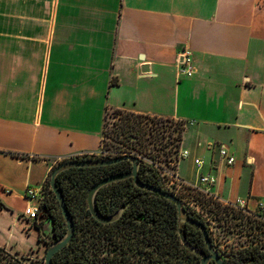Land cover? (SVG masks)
I'll return each instance as SVG.
<instances>
[{"label": "crops", "instance_id": "0c3cea01", "mask_svg": "<svg viewBox=\"0 0 264 264\" xmlns=\"http://www.w3.org/2000/svg\"><path fill=\"white\" fill-rule=\"evenodd\" d=\"M183 50L190 77L177 76ZM110 110L180 123L188 156L179 178L255 212L264 201V0H0V248L8 255L23 251L17 242L31 245L26 234L45 252L37 223L23 216L26 190L44 185L58 163L96 154ZM201 175L215 182L199 184Z\"/></svg>", "mask_w": 264, "mask_h": 264}, {"label": "trees", "instance_id": "16d2710c", "mask_svg": "<svg viewBox=\"0 0 264 264\" xmlns=\"http://www.w3.org/2000/svg\"><path fill=\"white\" fill-rule=\"evenodd\" d=\"M113 112L120 116L122 122L120 131L116 132V140H118L119 136L124 137L127 141V138L134 137L132 135L134 128L139 126L143 120L146 122L148 120L150 122H153L154 119L157 120L158 123H161V126L165 127L164 131L166 133V128H170V126L167 124L164 125L163 123L170 122L172 124L174 122L168 119L125 113L120 110H113ZM182 130L181 124L174 122V136L171 135V132L168 135H162L160 138L157 135H153L151 131L147 134L151 137L149 142L151 143L153 140L154 142H158L160 147L157 150L163 151L165 157L170 160L172 153L174 154L179 148ZM105 134V130H103V135ZM125 144H129V142L123 143L124 146ZM168 145H170V149L167 150ZM124 146L122 149H117L116 152H127L128 145L127 147ZM132 146L133 144H131ZM93 157L94 155L89 157L82 156L76 159H97ZM118 157L122 156L116 155L113 158ZM153 164L141 162L138 170V179L144 184L162 189L159 171ZM130 170L131 164L128 161H122L100 167L69 168L56 176V187L61 193L66 208L73 220L74 232L70 243L53 255L52 264H96L99 254H103L98 252L100 245L105 246V248L108 247V250H110L116 234H144L147 232L156 236L164 234L167 264L175 262V255L180 251L181 264H198L197 254L189 251L180 244L177 232V210L175 205L157 194L137 188L134 186L131 178L118 180L105 185L99 189L95 197L97 212L104 218L114 215L120 207L126 208L117 221L101 224L91 217L86 203V197L90 187L102 178L127 173ZM49 183L50 174L47 176L43 185V199L40 203L38 217L35 222V224L37 223L36 226L38 229L44 223V220L49 222V226L52 228L50 237L47 235L44 238L40 234V241L45 246L61 238L65 233V221ZM187 213L190 218L203 224L201 218L194 211L188 210ZM180 233L184 240L198 250L200 254L207 252L198 229L188 224H181ZM158 241V237L153 240L155 243ZM109 252L103 254V261L107 262V264L111 262ZM0 256L10 258V255L1 248ZM14 260L15 264H21L17 259ZM223 263L264 264V246L259 247L256 245L243 249L238 253H233L232 255H224ZM211 264L215 263L211 262Z\"/></svg>", "mask_w": 264, "mask_h": 264}, {"label": "rangeland", "instance_id": "374dc122", "mask_svg": "<svg viewBox=\"0 0 264 264\" xmlns=\"http://www.w3.org/2000/svg\"><path fill=\"white\" fill-rule=\"evenodd\" d=\"M153 122L143 120V124L141 123L134 128L133 133L135 134L132 133L134 137L127 138V141L124 137L119 136L118 140H116V132L120 131L122 122L120 116L115 114L113 110L107 111L104 128L106 134L103 135L101 148L94 157L107 158V155H112L117 149H122L123 143L129 142L127 144L128 149L131 148L130 150L136 151L137 155H139L137 157L144 163H154V166L157 162L156 165H158L162 189L181 200L188 210L194 211L201 218L213 246L218 251L224 255H232L248 247L256 245L259 247L264 246V223L258 221L255 213L247 214L236 210L212 196L191 187L176 190L170 184V174L173 170H176L178 164L173 163V165L171 160L165 157L163 151L157 150L160 144L154 142V140L150 143L151 137L147 133L151 131L153 135H157L159 138L162 135H168L169 132L174 136V122L172 124L170 122L163 123L170 126V128H166L167 133L163 130L165 127L161 126V123H158L155 119ZM131 144H133L132 147ZM127 145L125 144L126 147ZM168 149H170V145L167 146ZM45 222L46 220H44ZM48 227V225L44 227L45 233H47ZM25 236L31 245L28 247L25 243L17 242L21 246H24L23 251L20 249L16 253V249L13 247L10 252V258L0 256V264H15L14 259H17L21 264H43L44 250L39 247L42 244L38 243L36 239L33 240L31 234H26ZM108 251L110 250L107 247L105 253L103 251L102 253L106 254ZM42 253L43 255L38 257ZM109 255H111V251Z\"/></svg>", "mask_w": 264, "mask_h": 264}, {"label": "water", "instance_id": "95a60500", "mask_svg": "<svg viewBox=\"0 0 264 264\" xmlns=\"http://www.w3.org/2000/svg\"><path fill=\"white\" fill-rule=\"evenodd\" d=\"M122 161H128L131 164V170L127 173L123 174H115V175H110L105 178L100 179L96 183H94L90 189L88 190L87 197H86V203H87V208L90 212L91 217H93L97 222L101 224H108L116 221L118 217L121 215V210H119L117 213L114 215L104 218L102 217L96 209L95 205V197L99 189L104 187L107 184H110L112 182L126 179V178H131L134 186H136L139 189L149 191L151 193L157 194L167 201L173 203L176 207L177 210V232L179 235V239L181 244L188 249L189 251L199 255L200 260L199 264H209L210 261L212 260L215 264H224L223 263V258L224 255L221 254L211 243L207 231L204 227V225L198 221L193 220L188 216V209L187 207L182 203L181 200L177 199L170 193L160 189V188H155L153 186H150L148 184L142 183L138 179V170L141 166V162L138 158L134 156H123V157H118V158H97V159H87V160H78V159H71V160H66L58 163L50 172V188L52 192L54 193L59 209L61 211L62 217L65 221V233L64 235L51 242L49 245L46 246L45 252H44V258H43V264H52V257L53 255L60 251L62 248H64L66 245L70 243V240L72 238L73 232H74V225H73V220L66 208L64 199L59 192V190L56 187V176L61 173L62 171L69 169V168H74V167H100V166H107V165H112L116 164ZM181 224H188L190 226H193L194 228L198 229L199 232L201 233V236L203 238L207 254H200L198 250L193 248L189 243L184 240L180 233V225ZM49 226V222H45L44 224L41 225L39 228V232L41 233L42 237H46L47 235L50 237L52 233V228L49 226L47 233H45L44 227Z\"/></svg>", "mask_w": 264, "mask_h": 264}, {"label": "built area", "instance_id": "2783aa9c", "mask_svg": "<svg viewBox=\"0 0 264 264\" xmlns=\"http://www.w3.org/2000/svg\"><path fill=\"white\" fill-rule=\"evenodd\" d=\"M190 62H191L190 51L183 50L180 54L179 60L177 61V63H178L177 76L183 75L186 77H190L192 75L193 68H192ZM218 153H219L220 157L222 158V160L225 161L226 165H232L234 163V157L228 153L226 148L219 147ZM137 154L138 153H136V151L127 149V152H125V151L124 152H115L112 155H107V156L109 157V159L113 158L116 155L122 156V157L123 156H134V157L138 158L137 156H139V155H137ZM92 155H95V154L81 155L80 157H82V156L89 157ZM187 156H188L187 152L182 151L178 148L176 150V152L171 156L170 160H171L172 164L176 163V165H177L181 160L185 159ZM139 160H140V162H143L141 159H139ZM156 163H155L154 167L158 170V167H157L158 165H156ZM194 165H195L196 169L199 170L202 167V161L195 159ZM170 177H171L170 184L172 186H174L176 190L181 189V188L184 189V188L191 187L193 189L199 190V191L207 194L206 191L200 190L197 185L187 183V182L183 181L182 179H180L176 173V170L172 171V173L170 174ZM198 181H199V184H202L205 186H210L215 182V178L212 175H201V176H199ZM25 196H26V199L30 202V204L25 207V209L23 211V216L30 223H35L36 219L38 217V213H39V206H40V203L43 199V185L37 187L36 190L28 188L26 190ZM227 205L231 206L232 208H234L236 210L243 211L244 213H247V214L255 213L258 221L264 223V201L258 203L255 212H250L246 208L245 201L242 199H237L234 203L227 204Z\"/></svg>", "mask_w": 264, "mask_h": 264}, {"label": "flooded vegetation", "instance_id": "af4514ba", "mask_svg": "<svg viewBox=\"0 0 264 264\" xmlns=\"http://www.w3.org/2000/svg\"><path fill=\"white\" fill-rule=\"evenodd\" d=\"M125 209V207H120L115 213L121 210L122 215ZM121 215L118 217V219L121 217ZM156 237L159 238L157 243L153 242ZM164 239V234H159V236H156L150 234L149 232L144 234H116L114 242H112L110 247V264H167L166 243ZM106 248L105 246L100 245L98 252L102 253V251H106ZM207 253L208 252L203 254ZM197 256L199 261L200 257L199 255ZM103 262V254H99L96 264H103ZM211 262L213 261L211 260L209 264H211ZM181 263L182 259L180 251L175 255V262L171 264ZM105 264H107V262H105Z\"/></svg>", "mask_w": 264, "mask_h": 264}]
</instances>
